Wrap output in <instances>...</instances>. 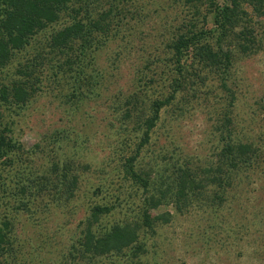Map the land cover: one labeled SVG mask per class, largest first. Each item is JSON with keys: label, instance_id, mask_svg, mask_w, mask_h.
I'll use <instances>...</instances> for the list:
<instances>
[{"label": "rangeland", "instance_id": "obj_1", "mask_svg": "<svg viewBox=\"0 0 264 264\" xmlns=\"http://www.w3.org/2000/svg\"><path fill=\"white\" fill-rule=\"evenodd\" d=\"M209 2L193 14L176 0H123L126 18L116 35L83 58V73L77 75L81 81L72 79L74 71L58 72L61 68L55 66L64 60L60 54L41 73L25 106L3 109L4 123L23 146L12 166L1 172L8 187L16 175H54L69 168L77 176L70 199L48 208L35 200L31 211L15 201L19 194L0 187V223L13 222L16 264H264V0L241 1L243 13L221 42L211 11L214 3H231ZM188 21L202 30L204 42L227 52L230 64L204 66L192 57V49L179 65L174 61L171 42L186 31ZM58 26L37 37L38 47H44L40 50L47 49L48 35ZM37 52L29 48L15 57L2 74L4 81ZM180 75V89L161 108L149 141L137 148L141 120L151 114L154 100L171 94ZM230 128L233 140L252 142L261 155L220 192L211 178ZM136 150L134 169L149 177L147 191L125 170ZM181 170L201 182V195L188 193L192 202L181 210L175 201L152 207L151 215L168 212L171 218L158 223L153 233L140 232L145 252L132 255L127 248L93 260L72 257L71 247L80 249L92 206L111 208L93 220L94 232L139 224L144 197L159 195ZM215 192L223 200L215 199Z\"/></svg>", "mask_w": 264, "mask_h": 264}, {"label": "trees", "instance_id": "obj_2", "mask_svg": "<svg viewBox=\"0 0 264 264\" xmlns=\"http://www.w3.org/2000/svg\"><path fill=\"white\" fill-rule=\"evenodd\" d=\"M176 1L182 7L188 5L195 14L198 5L208 0ZM209 1L212 3V0ZM241 1L255 2L258 0H230L231 6H216L212 3L213 21L216 28H220L222 35L216 39L218 42H221L229 29L234 28L238 20L236 17L243 13L240 6ZM122 2L123 0H0V187L9 188L10 192L11 190L14 192L12 195L19 194L21 197L17 196L14 199L23 210L31 211L30 206L35 200L48 208L49 204H55L61 199H70L76 189L77 176L71 174L69 168H66L64 173L57 172L54 175L33 177L16 175L12 189L8 187L3 182L1 172L4 168L12 166L13 158L23 151V146L11 135V127L4 123L3 109L10 111L13 107L25 106L37 90L36 82H40L41 73L46 72V68L50 67L49 63H53L60 54L64 56V60L61 65L55 66L58 69L61 68L58 72L66 74L74 71L76 77L72 79L75 82L79 81L77 75L83 73V58H87L93 50L103 45L112 34L116 35V28L122 22L121 20L126 18V12L129 11H126ZM64 16L65 20L62 22ZM57 24L60 26L48 35L47 49L40 50L44 47H38L41 41H37V37L49 27ZM193 24L194 21L183 24V27L185 25L188 28L186 31L181 30L171 42L174 61L179 65L192 49V57L193 55L197 57V62L204 66L216 67L224 63L225 65L230 64V56L227 52H222L220 45L215 50L210 43L204 42L207 40L204 33L201 29L197 30ZM29 48L36 49L38 52L32 58L26 57L18 64L16 73L11 74V78L4 81L2 74L5 69L13 64L15 57L20 54L25 55ZM65 65L67 67L64 69ZM177 71L181 74L183 70L178 67ZM182 76L184 75L174 78L175 87L168 97L152 102L151 114L141 120L139 129L143 127V131L137 148H141L149 141L150 132L156 125L161 108L167 105L174 98V93L180 89L183 82ZM225 130L226 135L223 138L225 145L220 151L219 166L215 170L217 174L211 178L212 183L218 185L220 192L225 190L224 184L231 182L242 167L251 166L261 155L260 147L248 141H235L231 137V128ZM138 151L136 150L133 156L126 159L125 170L147 191L151 186L149 177L146 175L147 177L143 178L142 172L136 171L133 165ZM200 185L201 182H197L190 171L181 170L179 176L166 181L159 195L150 194L144 197L141 223L115 224L105 232H94L93 222H97L98 216L109 212L111 208L106 205L92 206L82 239L78 243L80 249L71 247L72 257L76 258L75 254L83 257L88 255L93 260L111 252L122 253L127 248L130 249L132 255L145 252V240L140 238V232L153 233L158 223H168L171 218L168 212L151 215L152 207L175 201L179 210L187 208L192 202L189 194L191 196L201 195L198 191ZM221 194L215 192V199L223 200ZM12 225L13 222L9 220L0 223V264H16L14 260L16 250L12 249L15 238ZM8 255L11 257L6 259ZM1 259L6 260L3 262Z\"/></svg>", "mask_w": 264, "mask_h": 264}]
</instances>
